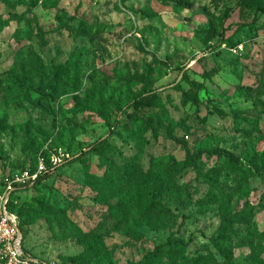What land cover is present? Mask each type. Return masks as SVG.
Listing matches in <instances>:
<instances>
[{
    "label": "rangeland",
    "instance_id": "obj_1",
    "mask_svg": "<svg viewBox=\"0 0 264 264\" xmlns=\"http://www.w3.org/2000/svg\"><path fill=\"white\" fill-rule=\"evenodd\" d=\"M236 1L188 0V9L163 0H0V186L39 161L51 171L17 198L26 253L49 264L264 262V180L256 175L264 163V17L251 25L264 0L235 11L223 40L202 45L206 12L219 22ZM151 89L156 104L137 116L153 123L138 132L123 111ZM163 126L191 155L233 154L238 170L224 157L188 161ZM102 139L109 153L78 157ZM108 162L138 167L136 180L148 176L146 221L138 210L124 225L109 215L116 199L101 180L121 173L108 175ZM172 168L176 190L154 191ZM220 234L231 263L212 246ZM169 237L185 249L147 257Z\"/></svg>",
    "mask_w": 264,
    "mask_h": 264
},
{
    "label": "trees",
    "instance_id": "obj_2",
    "mask_svg": "<svg viewBox=\"0 0 264 264\" xmlns=\"http://www.w3.org/2000/svg\"><path fill=\"white\" fill-rule=\"evenodd\" d=\"M253 1L254 0H237L233 7L225 9L223 16L219 22H217L216 19L209 14V12H206L208 18V27L205 31V37L202 39V45L207 46L209 43H211L214 40H216L217 43L223 40L225 37V33L229 30V26L226 28L224 27L225 22L230 19V17L235 11L251 5ZM163 2L173 4L174 6L177 7H183L188 9L191 7V4L188 2V0H163ZM259 14L264 17V7L255 6L253 9L254 17L251 22V25L255 23L257 19V15ZM193 85L197 86L195 83H193ZM16 88L19 91H24V92L33 91L39 94L40 98L42 99L53 97L52 91H50L49 94H46L43 90L39 88L33 89L29 87H24V85H16ZM157 99H158L157 96L154 95V89L148 90L146 92H142V94L133 98L131 102L128 103V105L126 106V110L123 111V114L125 116L134 119V122L137 123L138 132L141 131V127H142L141 125H149L150 123H153V118L150 117L146 119L144 118L139 119L137 113L139 112L140 109L150 108L154 106L157 102ZM130 110H132V112L129 114L128 111ZM116 125L117 122H114L111 126H109L110 134H113ZM163 128L165 131L166 138L180 145L183 148L185 152V157L188 161L195 163V159L197 157H201L204 154L207 156L224 157L232 169L238 170V159L233 154L220 149L218 150L199 149L194 155H191L186 144L179 141L178 139L174 138L171 135V131L169 127L163 126ZM133 141H135V143L139 146L140 143L137 140L136 136H133ZM102 150H106L105 153H109V150H112V147L107 143L106 139L96 141L89 147L88 150L82 152L78 157L84 158L85 156L91 153L98 154ZM74 159L75 158H72L71 160H67V161L69 163ZM105 164L108 165L107 166L108 175H116L118 171H120L121 173V176L117 175V177L113 180L111 179L101 180V189L104 191V194L107 195L106 197L111 200L116 199L115 204L110 206L108 209L109 215L114 220H116L118 225L119 224L124 225L129 220L130 215L133 216V212L138 210L142 216L146 217L145 218L146 221L151 216V215L149 216V214L152 213L153 211V207L147 202V200L150 198L151 191L149 189L147 190L144 187V185L147 183L149 179L148 176L145 175L143 176L142 179L136 180V178L140 173V170L138 169V167H134L133 165L128 163L122 164V166L119 169L117 168L118 166H115V164H109V162ZM35 168L31 169V171H34ZM58 168H60V166ZM176 171L173 168L170 170L169 173H167L166 170H163L160 174V177L156 181H153L151 188L154 189V191H158V192L175 191L176 187L174 186L172 177L174 176ZM50 175H51V171L50 170L46 171L38 178V180L34 183L33 186H31L30 188L16 191L12 195V202L9 204V210L15 213L17 218H18V214L16 211L17 198H19V196L22 193L39 186L43 181L49 178ZM256 175H258L260 178L264 180V163L259 168V170H257ZM211 184L212 186H214L213 182H211ZM1 192H2V184L0 186V193ZM220 198L223 199V196H220ZM18 228L21 232L22 240H23L25 235L22 228V224L21 222H19V219H18ZM224 243H226V241L223 238V234L222 235L220 234L215 240L212 241V246L216 249V251L218 252L220 257L224 260V262L231 263V260L228 257V253L223 248ZM185 247L186 245L180 240H173L171 237H169L165 243L155 247L152 252L148 253L147 257L148 258L158 257L160 254L164 252V249H173L180 252L181 250H184ZM28 253L30 254L29 251ZM143 264H145V262H143ZM257 264H264V262H260Z\"/></svg>",
    "mask_w": 264,
    "mask_h": 264
},
{
    "label": "built area",
    "instance_id": "obj_3",
    "mask_svg": "<svg viewBox=\"0 0 264 264\" xmlns=\"http://www.w3.org/2000/svg\"><path fill=\"white\" fill-rule=\"evenodd\" d=\"M45 172L46 168L43 162L39 161L34 171L23 170L2 179V192L0 193V264H49L24 251L22 235L18 228V218L15 213L9 210L12 195L16 191L33 186Z\"/></svg>",
    "mask_w": 264,
    "mask_h": 264
}]
</instances>
